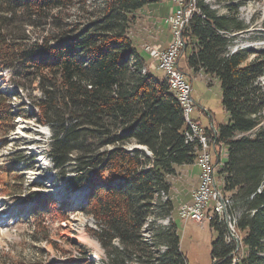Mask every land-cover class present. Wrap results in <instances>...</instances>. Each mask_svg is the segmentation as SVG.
Masks as SVG:
<instances>
[{
	"label": "trees",
	"instance_id": "obj_1",
	"mask_svg": "<svg viewBox=\"0 0 264 264\" xmlns=\"http://www.w3.org/2000/svg\"><path fill=\"white\" fill-rule=\"evenodd\" d=\"M155 1L105 0L96 13L85 0H0V69L12 68L19 87L23 79L36 82L39 95L29 97L37 121L49 127V168L60 180L69 174V191L85 188L81 208L95 221L89 232L103 249L101 264H184L174 223L151 232L165 244L162 252L143 235L148 220L170 207L168 197L161 200L171 189L168 177L196 159L180 102L162 74L143 71L145 58L128 34L132 12ZM195 7L180 55L193 74L217 79L229 114L216 144L227 146L218 174L241 211L243 257L235 264H264V51L228 53L246 29L237 4L226 3L224 13L205 0ZM6 99L0 94V122L12 129ZM33 199L38 215L67 219L65 201ZM210 223L219 232L212 264H230L232 246ZM97 263L85 254L73 264Z\"/></svg>",
	"mask_w": 264,
	"mask_h": 264
},
{
	"label": "rangeland",
	"instance_id": "obj_2",
	"mask_svg": "<svg viewBox=\"0 0 264 264\" xmlns=\"http://www.w3.org/2000/svg\"><path fill=\"white\" fill-rule=\"evenodd\" d=\"M104 1L85 0V3L88 9L92 8L98 13ZM205 1L219 13L226 12V3L237 4L238 17L246 29L237 33L231 47L264 51V0H221L220 4H215L213 0ZM174 6L173 0H156L132 12L134 20L128 34L144 56L146 66L158 74L161 72L151 69L153 63L142 51V45L149 43L163 46L165 39L170 41L171 28L164 18ZM73 13L77 15L76 11ZM86 17L83 15L82 19ZM179 66L186 80L191 83L190 95L196 106L191 117L199 119L212 130L226 124L229 114L223 108L217 79L190 72L185 67L183 54L179 56ZM16 80L12 68L0 69V94L6 95V101L15 114L12 129L9 128V121L0 122V264H73L85 254L89 260L101 264L98 259L103 256V249L89 232V229L96 228L95 221L81 208L85 202L81 200L83 188L69 191L64 183L69 174L60 180L49 168L46 156L49 127L37 121L29 97V94L39 95L36 82L29 83L23 79V86L19 87ZM217 148L221 151V163L225 162L227 146L223 144ZM184 169L188 173V176H182L184 181H181L180 173L168 177L171 189L161 196V200L168 197L170 207L162 214H156L150 222L148 220L143 235L148 243L152 242L149 244L154 243V250L162 252L166 249L165 244L159 240L153 241L151 232L171 229L174 223L184 264H212V243L219 237L218 230L208 220L200 224L190 219L183 220L177 214L178 206L190 200V196L183 192L188 178L193 181L199 172L196 161L184 166ZM217 185L223 190L220 180ZM36 195L54 197L57 206L58 203L61 205L64 201H70L66 205L70 210L64 212L67 219H57L55 214L50 213L38 215L37 203L33 199ZM76 200L78 203L73 206L72 202ZM113 243L116 245V241Z\"/></svg>",
	"mask_w": 264,
	"mask_h": 264
},
{
	"label": "built area",
	"instance_id": "obj_3",
	"mask_svg": "<svg viewBox=\"0 0 264 264\" xmlns=\"http://www.w3.org/2000/svg\"><path fill=\"white\" fill-rule=\"evenodd\" d=\"M173 2L174 9L164 18V22L171 28V39L167 46L145 43L142 45V51L153 63L150 65L151 69L161 72L168 87L179 93L184 101L186 118L184 139L193 146L196 153L195 161L200 168L198 184L191 190L190 200L178 206L177 214L183 220L190 219L200 224L208 220L218 224L222 228L224 243L232 246L227 255L230 257V264H235L243 257L242 232L237 226L241 211L236 207L233 196L218 188V180L222 186L223 181L218 174V168L222 163L221 151L216 144L217 133L216 130L207 133V127L199 119L191 117L196 107L190 95L191 83L186 80L185 73L179 66L180 52L185 46L183 31L197 8L194 0Z\"/></svg>",
	"mask_w": 264,
	"mask_h": 264
},
{
	"label": "crops",
	"instance_id": "obj_4",
	"mask_svg": "<svg viewBox=\"0 0 264 264\" xmlns=\"http://www.w3.org/2000/svg\"><path fill=\"white\" fill-rule=\"evenodd\" d=\"M173 9H174V7H173ZM172 9V10H173ZM167 43H168V38L167 39H165L164 41H163V46L165 47L166 45H167ZM199 74V73H198ZM184 166H186V165H180V166H178L177 168H176V173H180V178H181V181L183 180V177L182 176H184V175H186V176H188V173H187V171L184 169ZM199 167V166H198ZM185 172V173H184ZM199 172H200V168H199ZM199 172L197 173V177L196 178H194L193 179V181L190 179V178H188V182L186 183V186L187 187H185L184 186V188H183V192L184 193H187L189 196H190V192H191V190L193 189V188H195L196 186H197V184H198V180H199ZM184 173V174H183ZM184 181V180H183ZM187 191V192H186Z\"/></svg>",
	"mask_w": 264,
	"mask_h": 264
},
{
	"label": "bare ground",
	"instance_id": "obj_5",
	"mask_svg": "<svg viewBox=\"0 0 264 264\" xmlns=\"http://www.w3.org/2000/svg\"><path fill=\"white\" fill-rule=\"evenodd\" d=\"M195 1V0H194ZM233 45V44H232ZM231 45V46H232ZM231 46H229L230 47V52H235V51H237L238 49L240 50V48H238V47H231ZM242 49V48H241ZM228 50V51H229ZM147 67V66H146ZM147 69H148V67H147ZM143 71L144 72H146V68L144 67L143 68ZM173 92H174V94H175V96H176V98H177V100L180 102V104H181V106H182V109H183V115H184V119H185V123H186V118H185V112H184V101H183V99H182V97H181V95L179 94V93H177L175 90H172ZM20 129H21V127H19ZM85 194H86V190H85V188H83L82 189V193H81V200H84V196H85ZM76 203H78V200H76V201H74V202H72V205L73 206H75L76 205ZM67 205H69L70 204V201H68L67 203H66Z\"/></svg>",
	"mask_w": 264,
	"mask_h": 264
},
{
	"label": "water",
	"instance_id": "obj_6",
	"mask_svg": "<svg viewBox=\"0 0 264 264\" xmlns=\"http://www.w3.org/2000/svg\"><path fill=\"white\" fill-rule=\"evenodd\" d=\"M134 148H144V146H141V145H133L129 149H134Z\"/></svg>",
	"mask_w": 264,
	"mask_h": 264
}]
</instances>
